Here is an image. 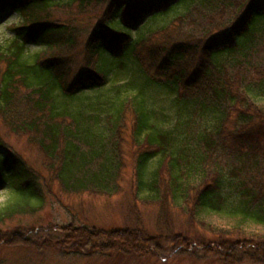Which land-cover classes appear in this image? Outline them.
Listing matches in <instances>:
<instances>
[{
    "label": "trees",
    "instance_id": "obj_1",
    "mask_svg": "<svg viewBox=\"0 0 264 264\" xmlns=\"http://www.w3.org/2000/svg\"><path fill=\"white\" fill-rule=\"evenodd\" d=\"M73 2L103 7L84 35L73 21L46 18L49 8ZM178 3L182 10L169 22L131 33L146 16ZM5 8L21 18L11 23L10 38L0 37V118L44 154L48 174L0 141V186L10 196L0 206V245L66 255H88L81 246H89L90 253L129 259L168 249L197 259L200 244L223 264H264V59L250 62L264 54V0H0ZM31 43L42 47L30 52ZM223 54L239 58L233 71L220 63ZM126 67L129 76L107 88ZM161 89H170L178 106L174 124L152 101ZM129 129L139 146L137 193L148 189L145 198L159 203L158 233L143 225L68 223L56 234L35 227L27 235L3 228L42 208V192L55 182L75 194L117 193ZM173 206L187 209L190 228L198 223L214 238L193 240L191 230H178ZM216 212L231 222L203 217Z\"/></svg>",
    "mask_w": 264,
    "mask_h": 264
},
{
    "label": "rangeland",
    "instance_id": "obj_2",
    "mask_svg": "<svg viewBox=\"0 0 264 264\" xmlns=\"http://www.w3.org/2000/svg\"><path fill=\"white\" fill-rule=\"evenodd\" d=\"M181 4H176L173 8H168L166 11L154 14V16H147L143 22L135 26L132 30V34L136 37L144 35L151 28L164 25L169 22L176 12L182 10ZM102 5H95L93 3L79 5L77 2H73L68 6L58 5L55 8H49L50 12L46 18L50 20L66 21L67 23L73 21L74 24L79 25V30L82 31V35L85 34V30L92 27L102 12ZM19 14L6 9L0 12V36L10 38L13 34L11 29V23L18 21ZM87 27V28H86ZM39 44L31 43L30 52L34 49L41 48ZM258 51H261L258 48ZM259 55L252 54V63H263L264 54L258 52ZM236 56L230 54L219 57L220 63L224 64L226 68L230 70L235 69ZM81 66V65H79ZM250 69L251 66L249 65ZM233 71V70H232ZM129 76L127 67L122 71H114L112 74V80L108 83L107 88H111L116 80H125ZM170 90V89H168ZM167 89L157 90L152 95V101L155 105L166 114V124L170 120V124H174L178 119L179 113H177L178 106L175 101L172 100L173 94ZM262 99L258 102L264 105V96H260ZM180 119V118H179ZM178 119V121H179ZM168 125V124H167ZM201 127H197V130L192 129L191 133L200 132ZM124 136V142L121 144L123 147L122 158H124V176L120 182L119 191L115 194H96L92 192L72 193L67 190L64 191L55 182L51 185L50 189L44 188L43 196L44 202L42 208L35 210L34 212H25L13 217V219L7 220L3 224L5 230L17 229L24 235H27L28 229L35 228L40 231V234H46L47 232H61L69 225H86L88 227H95L96 229L104 228L110 229L112 227H131V226H145L152 233H158L156 223L157 214L159 212V203L154 200L145 198L148 194V189H142L137 193L136 182L134 175L135 156L138 151V147L131 136L130 129ZM182 133V137L184 138ZM0 141L7 143L8 147L14 151L23 155V157L29 162L30 166L35 169L42 170L45 175L48 174L44 164V154L38 150V148L29 144L25 140V137L18 136L10 131L3 120L0 118ZM192 144L189 143V146ZM187 158L192 160L194 158L193 152L186 150ZM159 162V157L152 158L147 165L148 172L155 170ZM9 192L6 184L0 186V206L6 203L9 198ZM172 219L175 220V225L178 230L185 231V229L191 230V238L193 240L200 239L208 241L214 238L213 234L199 229L200 225L195 224V227L190 228L188 225L189 212L182 207L173 206ZM204 218L211 223L227 224L231 222L230 218L225 217L222 213H206ZM69 223V224H68ZM65 226V227H63ZM249 226V225H246ZM43 236V235H42ZM202 236V237H201ZM196 245V244H195ZM70 248V246H68ZM203 245H197L200 256L197 259H192L187 255L176 256L171 254L170 250L165 249L161 252L158 258H136L129 259L127 257H120L114 252L107 253H90L89 246H81L84 248V253L88 252V255L68 254L59 252L55 249H47L42 251H34L27 247L22 248L15 246H2L0 245V264H223L215 255H205L202 252ZM77 248V245H75ZM80 251V250H79ZM250 264V263H244ZM252 264V263H251Z\"/></svg>",
    "mask_w": 264,
    "mask_h": 264
}]
</instances>
